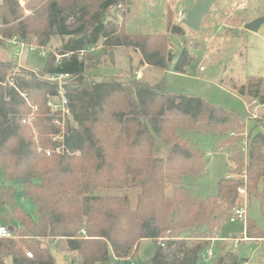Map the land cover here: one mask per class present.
I'll use <instances>...</instances> for the list:
<instances>
[{"label": "trees", "instance_id": "trees-1", "mask_svg": "<svg viewBox=\"0 0 264 264\" xmlns=\"http://www.w3.org/2000/svg\"><path fill=\"white\" fill-rule=\"evenodd\" d=\"M22 1L0 0V43L36 41L45 48L59 38L61 47L39 74L22 71L7 81L12 67L0 63V174L5 181L0 226L11 233L0 239V264H57L51 245L75 254L74 264H113L132 258L143 240L157 245L153 264H198L243 198L258 200L264 217V132L248 138L245 158L242 148L228 141L233 149L229 174L219 181L216 196L192 197L183 184L186 177L205 172L206 159L181 134L235 135L246 129L241 113L167 92L165 76L155 85L133 74L88 79L89 49L99 45L138 52L140 67L162 73L174 59L166 36L133 34L125 22L104 21L110 9L127 0H34L26 7ZM168 31L185 36L171 18ZM193 61L185 50L175 72L185 74ZM61 75L69 78H43ZM60 85L69 116L63 132L54 125L62 113L48 107L50 99L59 98ZM233 88L250 104L264 106V77H248ZM30 114L36 139L24 123ZM61 134L62 141L53 140ZM17 182L32 214L19 202ZM123 191H135L136 199L120 195ZM245 231L249 238L264 239L252 220ZM181 233L183 238L167 237L160 246L164 235ZM245 262L230 253L218 264Z\"/></svg>", "mask_w": 264, "mask_h": 264}, {"label": "rangeland", "instance_id": "rangeland-1", "mask_svg": "<svg viewBox=\"0 0 264 264\" xmlns=\"http://www.w3.org/2000/svg\"><path fill=\"white\" fill-rule=\"evenodd\" d=\"M34 0L22 1V6L32 3ZM39 3L42 0H37ZM129 3L115 7L107 12L104 21L121 24L125 22L130 33L145 35H164L168 39L170 50L174 59L169 64L166 73L149 68L140 67V55L131 49H107L101 45L94 48L87 56V76L91 81H103L108 79L125 78L129 74L135 75L141 81L149 84H157L165 76V89L170 93L189 95L209 101L217 107L241 113L246 119V129L231 136H212L204 133L185 132L180 133L182 139L190 140L198 148L206 159L205 172L199 177H186L184 186L192 197L206 199L217 194V185L220 180L229 174V153L232 147L240 149L249 137L264 132V106L248 101L234 90L233 84H244L248 77H264V25L260 32L252 33L244 30L247 23L257 18L264 17V0H218L211 8L210 13L204 18L198 32L193 31L184 23H178L181 12L189 14L199 0H127ZM26 15L30 12L26 9ZM125 13V17L123 14ZM182 27L185 36H173L168 31V20ZM39 47L36 41L31 44ZM14 45L9 42L0 43V63L11 65L7 81L11 77L19 76L22 71L39 74L46 65L47 58L57 53L61 47L59 38L51 40L49 45L37 52L25 51L19 59L14 53ZM187 50L194 58L192 64L187 67L185 74L175 72V66ZM204 68V72L201 71ZM44 79L50 80L46 76ZM51 81V80H50ZM49 104H52V108ZM62 104L61 98L50 99L48 107L52 112L60 111L62 121L54 125L63 129L65 120L69 118L68 112H63L55 107ZM34 108L33 112H36ZM33 114L27 116L31 119L26 125L27 132L37 138L34 128ZM63 134V133H62ZM61 135L53 138L54 141H62ZM232 147L229 146V142ZM231 155V154H230ZM240 155L245 158V152ZM5 181L0 174V185ZM19 194L20 204L33 213L31 204L24 198L21 182L15 183ZM172 187L169 186L167 194L171 195ZM131 200L136 199L135 191H123ZM240 206L246 207L247 221L252 220L264 231V217L260 211V203L256 199L249 201L243 198ZM247 223H232L230 221L220 229L210 248L213 249L216 259L212 263L218 264L221 258L225 259L230 253H236L240 258L246 259L244 264H264V239H252L246 235ZM166 238H183V234H166ZM247 236L250 242H241V238ZM220 241L219 239H225ZM236 238L239 242H235ZM260 240V241H259ZM259 241V242H257ZM257 242V243H256ZM238 243L239 247L234 245ZM51 252L57 264H74L77 256L71 252L61 250L51 245ZM157 252V245L151 240H143L132 258L118 260L113 264H153L151 261ZM74 260V261H73ZM198 264H210L203 260Z\"/></svg>", "mask_w": 264, "mask_h": 264}, {"label": "built area", "instance_id": "built-area-1", "mask_svg": "<svg viewBox=\"0 0 264 264\" xmlns=\"http://www.w3.org/2000/svg\"><path fill=\"white\" fill-rule=\"evenodd\" d=\"M187 16L188 14L186 12H181L179 14V17H178V23H184L187 19ZM9 43L13 44L14 46V53L16 56L19 57V59H21V57H23L25 51H29V52H37V50H41V55L42 56H45V53L43 52V48H40V47H36V46H33V45H27L17 39H13L11 41H9ZM95 49L92 48V49H89V51H94ZM86 52H82L80 54V57H82ZM204 68H201V71H203ZM69 78L68 75L66 76H58V77H55V76H52L51 77V81H59L61 82L63 79H67ZM60 96L59 98L62 99V104L60 106H57L55 107L56 109H59L63 112H67L66 110V106H67V100L65 98V95H64V90L63 88L61 87L60 85ZM52 108L53 105L52 104H49ZM30 118H28L27 120L24 121L25 124H29L30 123ZM247 149H248V141H245L244 142V147L242 149L243 152H245V155H247ZM242 194H244V191H242ZM229 221L232 222V223H241V224H246L247 223V212H246V207L245 206H237L236 208H234L232 210V213L229 217ZM246 228V227H245ZM11 237V233L9 231V229L6 227V226H0V239H9ZM245 240H247V236L244 237ZM168 240V238H165V239H162L160 240L159 244L160 246L162 247H165V242ZM235 242H239L238 240H234ZM237 244L236 243L234 246L237 248ZM27 257L28 258H32V254L31 253H27ZM201 258L203 260H208V261H211L213 259H216V255L214 254V251L212 248L208 249L204 254H202Z\"/></svg>", "mask_w": 264, "mask_h": 264}, {"label": "water", "instance_id": "water-1", "mask_svg": "<svg viewBox=\"0 0 264 264\" xmlns=\"http://www.w3.org/2000/svg\"><path fill=\"white\" fill-rule=\"evenodd\" d=\"M218 0H199L195 6L189 12L185 25L195 32H198L201 28L204 18L210 13L212 6ZM264 25V17L257 18L254 21L247 23L244 26V30L258 33Z\"/></svg>", "mask_w": 264, "mask_h": 264}, {"label": "crops", "instance_id": "crops-1", "mask_svg": "<svg viewBox=\"0 0 264 264\" xmlns=\"http://www.w3.org/2000/svg\"><path fill=\"white\" fill-rule=\"evenodd\" d=\"M202 72H204V71H202ZM219 240H220V241H226V240H228V239L225 238V239H223V240H222V239H219ZM233 240H236V238H233ZM260 240H261V239H260ZM260 240H259V241H260ZM242 241L250 242V241H252V240H250V239H248V238H247V240H245L244 238H241V242H242ZM259 241H257V242H259ZM257 242H256V243H257ZM238 247H239V244H237V248H238ZM208 262H210V264H214V263H212L211 261H208ZM245 263H247V262H245ZM215 264H216V263H215Z\"/></svg>", "mask_w": 264, "mask_h": 264}]
</instances>
